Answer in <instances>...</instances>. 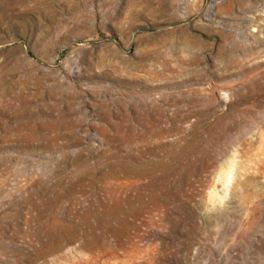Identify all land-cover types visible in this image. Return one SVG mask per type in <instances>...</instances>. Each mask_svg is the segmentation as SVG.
<instances>
[{"label": "rangeland", "instance_id": "rangeland-1", "mask_svg": "<svg viewBox=\"0 0 264 264\" xmlns=\"http://www.w3.org/2000/svg\"><path fill=\"white\" fill-rule=\"evenodd\" d=\"M0 264H264V0H0Z\"/></svg>", "mask_w": 264, "mask_h": 264}, {"label": "bare ground", "instance_id": "bare-ground-1", "mask_svg": "<svg viewBox=\"0 0 264 264\" xmlns=\"http://www.w3.org/2000/svg\"><path fill=\"white\" fill-rule=\"evenodd\" d=\"M149 151L151 155H154L153 157L146 158V152ZM166 156L157 154V151L155 147H150L148 150H141L140 155H136L135 159L138 161L135 163V167L137 168V172L142 175V176H147L149 177V180L146 181L147 187L150 185H154L157 182L158 176H159V169L164 168V166H167V162L165 159ZM102 220V219H101ZM51 240L50 242L52 243L53 239H57L55 234L51 231ZM63 234L60 232V235ZM49 235V236H50ZM65 236V234H64ZM67 236V235H66ZM56 237V238H55ZM96 238H99L97 235Z\"/></svg>", "mask_w": 264, "mask_h": 264}]
</instances>
